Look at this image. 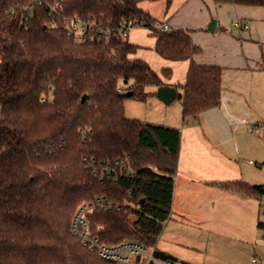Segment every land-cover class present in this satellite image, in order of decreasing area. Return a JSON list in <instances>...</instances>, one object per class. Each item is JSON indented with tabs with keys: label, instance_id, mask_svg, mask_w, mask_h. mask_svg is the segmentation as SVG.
Instances as JSON below:
<instances>
[{
	"label": "trees",
	"instance_id": "obj_1",
	"mask_svg": "<svg viewBox=\"0 0 264 264\" xmlns=\"http://www.w3.org/2000/svg\"><path fill=\"white\" fill-rule=\"evenodd\" d=\"M143 1L156 0H62L56 13L45 0L28 16L23 8L30 0H0V264H118L71 229L77 207L98 197L113 204H95L87 214L101 242L138 241L175 259L157 241L173 211L181 130L127 117L121 95H155L147 87L165 84L172 69L159 73L133 57L139 46L121 38V23L137 19L156 37L162 57L190 60L178 93L184 121L221 104L223 69L196 62L201 48L190 33L156 27ZM215 2L264 6V0ZM73 13L101 20L113 30L110 39L94 29L77 40L65 24ZM224 185L264 195V184Z\"/></svg>",
	"mask_w": 264,
	"mask_h": 264
},
{
	"label": "crops",
	"instance_id": "obj_2",
	"mask_svg": "<svg viewBox=\"0 0 264 264\" xmlns=\"http://www.w3.org/2000/svg\"><path fill=\"white\" fill-rule=\"evenodd\" d=\"M156 3L160 5V12L153 8ZM140 6L159 22L168 23L171 29L180 28L188 31L194 43L201 48V51L193 56L196 62L222 67V99L221 104L215 108L219 109L221 114L218 115L226 124L228 123L232 132L236 134L242 125L246 126V129L247 126L254 125V131L264 135V6L217 3L215 0H172L169 6L166 0H156L145 2ZM214 18L217 20V26L212 31L209 24ZM238 18L249 24V28L235 27L233 22ZM127 39L139 46L133 57L145 59L159 73L164 68H171L172 76L164 79L165 84L178 85L176 87L178 93L182 91L179 85L186 80L190 60H170L162 57L155 49L156 37L143 26L133 27ZM156 90L157 87L150 88L151 92ZM202 113L204 115L206 111ZM200 115L198 118L190 117L184 121L182 114L183 125L186 121H190L183 127H179V124L170 120L147 121L181 130L182 143L172 208L173 212L178 210L177 213L181 217L186 214V211L178 206L182 198L188 201L196 200L202 217H208L210 211L206 207V198L194 197V193L199 190L208 191L213 182L211 179L226 178L230 183L244 178L246 180L244 181L251 185L264 184V182L256 183L249 176L245 177L236 165L231 164L230 159L228 160L223 152L222 160H220V154L211 151V157L220 161L214 170L198 165L196 162L199 156L198 150L206 152L213 143L209 136L210 132L208 133L207 126L201 121ZM192 118L193 120H190ZM184 142L193 155L188 156L183 153ZM231 168L233 173L228 172ZM211 172L219 175L214 176ZM221 184L226 186L224 183ZM224 191L233 193L234 198L231 199L235 205L237 204L236 212L248 209L247 203L252 197L250 194H244L231 187ZM250 213L256 226L243 229L241 232L244 237L242 238L248 248L256 250L251 258L252 264H262L264 263V228L258 226V221L264 220L257 217L255 211L253 214ZM163 250L179 260L173 249L163 247ZM253 258L257 259L256 263L253 262Z\"/></svg>",
	"mask_w": 264,
	"mask_h": 264
},
{
	"label": "rangeland",
	"instance_id": "obj_3",
	"mask_svg": "<svg viewBox=\"0 0 264 264\" xmlns=\"http://www.w3.org/2000/svg\"><path fill=\"white\" fill-rule=\"evenodd\" d=\"M145 2L148 1H143L140 5ZM153 8L157 12L161 11L158 3ZM151 87L154 86H148L147 90L150 91ZM156 96L149 94L145 100L126 97L124 100L126 116L143 121L165 122L170 120L179 124V127L190 122L186 121L184 125L182 123V100L180 98H176L171 104H165ZM208 110L200 116L203 124L207 126L208 133L210 132L209 136L213 143L206 152L198 150L199 156L196 160L198 165L214 170L220 161L211 157V151L220 154V160H222L221 153L223 152L227 159H230L231 164L236 165L245 177L249 176L256 183L264 182V135L254 131V125L247 126V129L242 125L235 134L228 123L226 124L218 115L221 114L219 109ZM183 153L188 156L193 155V152L185 146V142ZM228 172L233 173V169L231 168ZM212 175L219 174L212 173ZM220 179H211L213 182L209 181L211 184L208 191L199 190L194 193V197L206 198V207L210 211L208 217H202L196 200L188 201L183 198L180 200L178 206L184 209L186 214L181 217L177 213L178 210L172 211L157 241V247L160 250L163 247L173 249L178 259L186 264H252L251 258L256 250L247 247L241 231L250 226L253 228L256 226L250 212L253 214L255 211L257 217L264 220V195L250 194L252 197L247 203L248 209H242L238 213L235 210L237 204L235 205L231 199L234 198L233 193L224 191L230 187L221 184H228L229 180ZM239 180L244 181L245 179Z\"/></svg>",
	"mask_w": 264,
	"mask_h": 264
},
{
	"label": "built area",
	"instance_id": "obj_4",
	"mask_svg": "<svg viewBox=\"0 0 264 264\" xmlns=\"http://www.w3.org/2000/svg\"><path fill=\"white\" fill-rule=\"evenodd\" d=\"M44 2L45 0H30V2L24 6L23 12H27L26 14L28 16H32L34 5L36 3L40 4ZM47 4L53 13L58 12L62 8V0H50ZM65 24L71 35L77 40H85L89 31L97 29L99 38L108 41L113 32L112 28L102 26L101 20H96L95 17L90 16L88 18H82L78 13L66 16ZM233 25L241 29L249 28V24L244 23L239 18L233 22ZM135 26H143V23L139 22L137 19L124 20L121 23V38L123 40L127 39L129 31ZM155 26L161 30L171 29L169 24L165 22H158ZM109 169L110 167H105V169L103 167L104 171L106 170L109 172ZM93 170L95 175L99 173L98 167H93ZM95 204H99L104 209H111L113 206V204L107 201L105 197H98L95 202L85 201L81 203L73 215L71 229L74 234L81 238L84 244H86L91 250L96 251L101 258L126 264H186L177 259L157 256L154 246H147L138 241H123L113 245L101 242L99 237L92 233L87 218L88 212L92 210ZM253 262L256 263L257 259L253 258Z\"/></svg>",
	"mask_w": 264,
	"mask_h": 264
},
{
	"label": "water",
	"instance_id": "obj_5",
	"mask_svg": "<svg viewBox=\"0 0 264 264\" xmlns=\"http://www.w3.org/2000/svg\"><path fill=\"white\" fill-rule=\"evenodd\" d=\"M216 26H217V20L214 18L210 22L209 28L212 31H214ZM132 94H133L132 90H125V91L121 92V95L124 97H129ZM156 95L165 104H171L178 97V90H177L176 86H174V85L163 84V85H160L157 87ZM86 99H87V95L84 94L82 96V101H84ZM144 201H145V199L143 198L141 200V205H143ZM138 259H139V256H138Z\"/></svg>",
	"mask_w": 264,
	"mask_h": 264
}]
</instances>
